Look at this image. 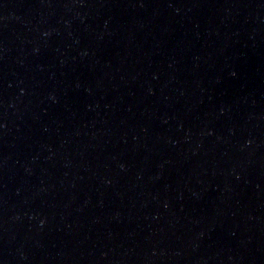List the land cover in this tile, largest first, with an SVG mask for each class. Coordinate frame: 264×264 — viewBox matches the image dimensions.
Returning <instances> with one entry per match:
<instances>
[{
	"label": "water",
	"instance_id": "1",
	"mask_svg": "<svg viewBox=\"0 0 264 264\" xmlns=\"http://www.w3.org/2000/svg\"><path fill=\"white\" fill-rule=\"evenodd\" d=\"M0 264H264V0H0Z\"/></svg>",
	"mask_w": 264,
	"mask_h": 264
}]
</instances>
